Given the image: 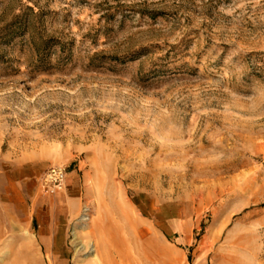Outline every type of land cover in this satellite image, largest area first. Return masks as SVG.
<instances>
[{
  "label": "rangeland",
  "instance_id": "obj_1",
  "mask_svg": "<svg viewBox=\"0 0 264 264\" xmlns=\"http://www.w3.org/2000/svg\"><path fill=\"white\" fill-rule=\"evenodd\" d=\"M0 258L264 264V0H0Z\"/></svg>",
  "mask_w": 264,
  "mask_h": 264
},
{
  "label": "built area",
  "instance_id": "obj_2",
  "mask_svg": "<svg viewBox=\"0 0 264 264\" xmlns=\"http://www.w3.org/2000/svg\"><path fill=\"white\" fill-rule=\"evenodd\" d=\"M67 179V170L64 167L56 166L49 170L45 178V187L48 192L54 194L62 191Z\"/></svg>",
  "mask_w": 264,
  "mask_h": 264
},
{
  "label": "crops",
  "instance_id": "obj_3",
  "mask_svg": "<svg viewBox=\"0 0 264 264\" xmlns=\"http://www.w3.org/2000/svg\"><path fill=\"white\" fill-rule=\"evenodd\" d=\"M70 176H71L70 178H72V179L74 178V176H72V175H70ZM26 233H27V232H26ZM4 255H5V253H3V256H4ZM31 255H32V254H31ZM29 256H30V254H29ZM29 256H28V257H29ZM0 261H3V259L0 258ZM1 263H2V262H1Z\"/></svg>",
  "mask_w": 264,
  "mask_h": 264
},
{
  "label": "bare ground",
  "instance_id": "obj_4",
  "mask_svg": "<svg viewBox=\"0 0 264 264\" xmlns=\"http://www.w3.org/2000/svg\"><path fill=\"white\" fill-rule=\"evenodd\" d=\"M91 218H92V217H91ZM83 219H85V218L83 217ZM83 219H82V220H83ZM85 221H86V220H85ZM88 223H89V222H88ZM90 224H91V223H90ZM90 224H89V225H90ZM85 227H86V226H85ZM97 249H98V248H97ZM97 249H96V250H97ZM97 252L99 253V250H97ZM100 255H101V254H100ZM94 258H95V257H94ZM97 258H98V257H97ZM97 258H96V259H97ZM99 262H100V261H99Z\"/></svg>",
  "mask_w": 264,
  "mask_h": 264
}]
</instances>
